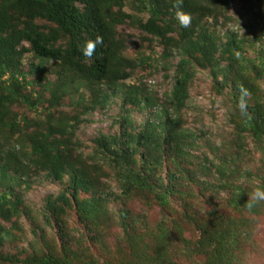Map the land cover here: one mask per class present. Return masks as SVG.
I'll return each mask as SVG.
<instances>
[{
	"label": "rangeland",
	"instance_id": "374dc122",
	"mask_svg": "<svg viewBox=\"0 0 264 264\" xmlns=\"http://www.w3.org/2000/svg\"><path fill=\"white\" fill-rule=\"evenodd\" d=\"M217 1H226L225 6L216 8L219 21L215 24L209 17L206 26L219 35L220 43L227 41V33H235L240 49L236 54L216 51L222 70L217 78L206 61L194 59L189 63L194 73L188 82L186 104L179 113L170 102L180 50L170 46L168 58H161L164 46L157 38L142 40L145 33L128 18L116 31L125 43L123 54L130 58L151 56L154 67H135L131 77L118 81L115 87L95 84L89 89L51 60L41 72L40 78L47 83V89L42 90L38 77L28 73L39 60L31 51L25 53L20 68L30 83L21 93L32 102L39 96L43 100L30 106L21 97L9 105L10 114L28 135L45 133L50 115L52 122L66 127L78 170L74 176L67 172L61 179H54L49 169L29 165L32 150L27 135L25 140L21 136L12 139V144L25 143L19 153L23 149L26 153L21 170H10L0 180V195L7 199L1 202L6 212L0 215V232H6V236L0 247V264H24L30 257L42 256L58 258L60 264H102L107 258L114 263L128 255L131 244L143 248L150 259L160 257L170 264H210L208 251L199 252L200 232L183 219L191 210H195L192 214L203 215L206 223L212 218L220 232L231 229L242 235L222 242V246L244 248L238 252L241 264H264V200L253 206L259 212L244 206L254 187H264V133L257 141L244 132L243 147L238 149L234 141L237 130L229 120L237 97L240 101L236 104L243 109L256 104L260 107L264 100L261 63L242 59L264 57V21L259 18L260 14L264 16V0ZM124 11L138 15L128 5ZM172 35L176 37V33ZM22 44L29 48L28 42ZM230 60L233 65L226 69ZM165 63L171 65L168 70L163 69ZM68 76L73 81L68 82ZM61 82L67 90L54 99L48 87ZM133 85L149 90H140V103L126 101L128 88ZM240 86L248 91L237 95ZM145 94L166 104L154 109L145 106ZM105 96L107 101H103ZM155 117V133H146L147 122ZM262 118L257 120L263 130ZM139 136H153L148 140L157 150L151 147L150 154L157 163L147 156L146 147L135 146ZM42 140L45 138L40 137ZM180 143L184 153L179 154ZM233 154L234 160L228 162ZM205 158L207 167L201 164ZM136 177L145 178L155 191L128 187ZM160 198L168 205L161 206ZM126 231L133 238L143 239H129L128 245L126 235L123 242Z\"/></svg>",
	"mask_w": 264,
	"mask_h": 264
},
{
	"label": "trees",
	"instance_id": "16d2710c",
	"mask_svg": "<svg viewBox=\"0 0 264 264\" xmlns=\"http://www.w3.org/2000/svg\"><path fill=\"white\" fill-rule=\"evenodd\" d=\"M216 1L183 0L182 11L190 15L189 26L183 28L174 16L176 11L173 7L174 0H0V180L10 170L16 172L21 170L20 166L23 163L21 159L25 156L26 151L24 152V149L20 153L19 151L24 148L25 143L20 141L15 143L14 140L15 144H12L11 141L18 136L25 140L23 138L25 135L31 143L32 150L28 159L29 165H40L49 169L50 175L54 179H61L63 174L67 172L74 176L78 170L77 158L72 157V149L69 148L70 140L66 136V127L60 123L52 122L54 120L50 115L48 119L50 125L45 133L37 132L28 135L20 129V122L17 121L16 116L10 114L9 105L21 97L30 106H34L35 103L39 102V99L43 100V97L39 96L36 102H32L29 101L30 99L26 94L21 93L22 88L30 83L26 78V73L20 68L25 53L31 51L33 56L39 60V64L33 63L31 65L32 68L28 73H34L38 77L39 87L42 90L47 89V83L40 78L41 72L46 66L45 64L51 60L57 62L61 70L65 72L64 74H74L77 81L88 85L89 89L95 84H105L108 88L115 87L116 84H119L118 81L130 78L135 67H154L151 56L139 54L130 58L123 54L125 43L118 37L116 31L117 26L124 23L128 18L131 22L135 21V25L145 33L146 36L142 40L153 41V38H157L164 46L161 58H168L170 46L171 49L177 47L180 50L181 59L176 64L170 102L175 113H179V109L181 110L186 104L188 82L191 74L194 73L193 67L191 69L189 63L193 62L194 59L206 61L212 66L213 77L217 78L218 73L222 70L218 67V61L215 57L216 51L220 50L221 54H236L241 46L239 44L240 38L235 33H227V41L220 43L219 35L206 26V20L209 17H213L215 24L218 23L220 15L216 8L226 4V1L224 4L222 1ZM242 1L246 3L249 0ZM126 5L132 7L138 15L126 13L124 11ZM139 14H144V16ZM259 18L264 21V16L261 14ZM17 20H20L21 23H16ZM172 33H176V37H173ZM97 36L101 37L102 43L96 46L91 58L84 57L80 51L84 42L86 40L94 41ZM23 41L28 42L29 48L22 44ZM242 59L248 63L260 62L261 71L264 73V57L258 56L256 60H249L244 57ZM232 65L233 61L230 60L225 68L229 69ZM170 66L169 63H165L163 69L168 70ZM224 76L225 81H227L228 75L224 73ZM67 81L71 82L73 79L68 76ZM48 88L51 90L54 99L61 97V94L67 90L63 82ZM128 89L130 95L126 98L127 102L140 103L142 101L139 100L138 96L140 90L149 93V90L140 85H133ZM247 91L248 89L245 90L240 86L237 89V95ZM239 98H236V103L240 101ZM106 99L105 96L103 101H107ZM143 101L146 103L145 106L149 105L153 109L160 107L162 103L166 104V101L159 102L150 94H145ZM236 103H234L229 114V120L237 130V136L234 137L235 145L238 149H242L244 132H247L257 141L262 138L264 129H261L262 124H260L261 122L258 123L257 119L264 117V100L262 106L259 107L256 104L253 105L254 108L252 106L246 109L241 108ZM153 120L158 121L155 117V119L150 120L151 122H147L146 133H155ZM56 134L62 137H58ZM40 137L45 138V140L40 141ZM179 137L176 136L175 139ZM145 138L139 136L138 140L135 141V146L146 147L147 156L157 163L158 160L150 154L152 151L150 149L155 148L154 144L149 141L153 136ZM177 145L178 153H184L182 151L184 146L181 143ZM190 146H192V142ZM62 148H66L68 153H65ZM223 159L225 160V157ZM232 159L234 160V154L228 162L232 163ZM205 162H207V158L201 163L207 167ZM133 182L134 184H129L128 187L135 186L151 192L155 191V187L145 178L136 177ZM4 200L7 201L6 197L3 194L0 195V215L6 212L1 203L5 202ZM159 203L161 206L168 205L164 198H160ZM244 206L246 207V204ZM254 207L253 212H259ZM193 211L195 210L186 212L183 219L188 224H194L200 232L199 252L208 251L211 258L210 264H241V254L239 253L243 251V247L239 248L230 244L222 246V242L226 238H237L240 233L231 229L220 232L212 218L211 222L209 220L206 223L203 215L197 212L192 214ZM215 218L218 219L219 216H215ZM129 232L126 231L123 238L124 242L126 235L128 245L130 240L138 242L143 239L142 237L141 239L133 238ZM5 236L6 232H0V247ZM245 238L247 239L246 235ZM118 241H121V237ZM211 246L213 249H210ZM129 247L130 252L127 251L128 255L123 259L113 263L107 258L108 260L102 264H170L164 258L154 257V259H150V256L139 245L131 244ZM60 261L55 257L42 256L38 259L30 257L24 264H60L62 262Z\"/></svg>",
	"mask_w": 264,
	"mask_h": 264
},
{
	"label": "clouds",
	"instance_id": "9594fccd",
	"mask_svg": "<svg viewBox=\"0 0 264 264\" xmlns=\"http://www.w3.org/2000/svg\"><path fill=\"white\" fill-rule=\"evenodd\" d=\"M183 0H174L173 7L176 9L174 16L181 27L187 28L190 23V15L182 11ZM102 43L101 37L97 36L95 40H86L80 49L81 54L86 58H91L96 46ZM246 207L252 208L258 201L264 200V187H254L251 193H248Z\"/></svg>",
	"mask_w": 264,
	"mask_h": 264
}]
</instances>
